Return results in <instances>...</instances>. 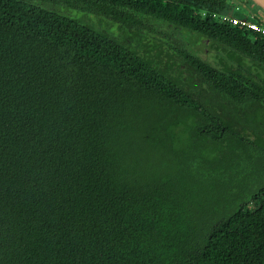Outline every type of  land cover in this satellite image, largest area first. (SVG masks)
Here are the masks:
<instances>
[{
    "label": "trees",
    "instance_id": "obj_1",
    "mask_svg": "<svg viewBox=\"0 0 264 264\" xmlns=\"http://www.w3.org/2000/svg\"><path fill=\"white\" fill-rule=\"evenodd\" d=\"M245 11L0 0V264H264V182H227L264 139V34L221 18Z\"/></svg>",
    "mask_w": 264,
    "mask_h": 264
},
{
    "label": "rangeland",
    "instance_id": "obj_2",
    "mask_svg": "<svg viewBox=\"0 0 264 264\" xmlns=\"http://www.w3.org/2000/svg\"><path fill=\"white\" fill-rule=\"evenodd\" d=\"M254 7L256 5L253 4ZM88 19V18H86ZM93 21V20H92ZM94 23V22H93ZM97 23L98 26L101 25L99 22ZM110 24H107L106 26L109 27ZM168 24H162L157 22L156 20L147 21L143 25H139V33L144 35V38L146 40H154L155 42L162 41V38L166 37V35L173 34L178 39L181 40L184 47L192 52L193 54H196L200 57H202L205 60L210 61L213 64H217V55L221 53V51L216 48V45L213 43V39L202 35L201 33L197 31H186V30H179V28L169 27ZM263 129V130H262ZM260 130L264 131V128ZM248 137L252 140H255L256 137L254 136L253 132H247ZM158 147L157 149H159ZM202 148V146H201ZM200 148V150H201ZM228 147H225L227 150ZM247 146H242V149H239L236 152L239 153V157L247 158L249 160L250 167L249 169H240V174L234 173V178L231 181H227L230 183L231 186H234V189L232 192H234L235 189H239V186L242 187L243 185H249V192L253 193L255 188L261 186L264 182V139L257 140V144L255 148H251L249 151L246 149ZM156 151V149H155ZM160 152V151H159ZM157 154V153H156ZM253 157V158H252ZM251 161V163H250ZM242 167L247 166L248 163L247 160L244 162H241ZM212 174V173H211Z\"/></svg>",
    "mask_w": 264,
    "mask_h": 264
},
{
    "label": "built area",
    "instance_id": "obj_3",
    "mask_svg": "<svg viewBox=\"0 0 264 264\" xmlns=\"http://www.w3.org/2000/svg\"><path fill=\"white\" fill-rule=\"evenodd\" d=\"M236 8L241 10V6L237 5ZM246 9V16L244 17H236L228 14H224L221 16L224 22L231 23L233 25H237L243 28H249L252 30L260 31L264 34V24H260L259 22L255 21V18L258 17L264 23V16L263 11L261 8L259 9H252L251 7H245Z\"/></svg>",
    "mask_w": 264,
    "mask_h": 264
},
{
    "label": "flooded vegetation",
    "instance_id": "obj_4",
    "mask_svg": "<svg viewBox=\"0 0 264 264\" xmlns=\"http://www.w3.org/2000/svg\"><path fill=\"white\" fill-rule=\"evenodd\" d=\"M235 1H236L237 4L240 3V4H241L242 6H244V7H251L252 9L255 8V7L253 6V4L250 3L249 0H235ZM248 5H250V6H248Z\"/></svg>",
    "mask_w": 264,
    "mask_h": 264
},
{
    "label": "water",
    "instance_id": "obj_5",
    "mask_svg": "<svg viewBox=\"0 0 264 264\" xmlns=\"http://www.w3.org/2000/svg\"><path fill=\"white\" fill-rule=\"evenodd\" d=\"M256 5H258L261 10L264 12V0H252ZM264 16V13H263Z\"/></svg>",
    "mask_w": 264,
    "mask_h": 264
}]
</instances>
